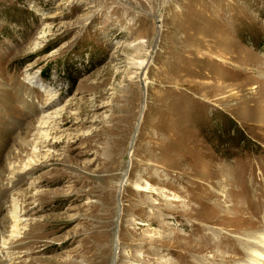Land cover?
Segmentation results:
<instances>
[{"label": "rangeland", "instance_id": "1", "mask_svg": "<svg viewBox=\"0 0 264 264\" xmlns=\"http://www.w3.org/2000/svg\"><path fill=\"white\" fill-rule=\"evenodd\" d=\"M0 165V264H248L264 0H0Z\"/></svg>", "mask_w": 264, "mask_h": 264}, {"label": "bare ground", "instance_id": "2", "mask_svg": "<svg viewBox=\"0 0 264 264\" xmlns=\"http://www.w3.org/2000/svg\"><path fill=\"white\" fill-rule=\"evenodd\" d=\"M26 138H21V142H26L25 141ZM4 173V169L3 167L0 165V180H1V176ZM22 178H17V181H20ZM150 189L149 185H145L144 187H142L140 189L141 192H145L148 193ZM6 192V189H3V186L1 185L0 182V199L4 196ZM153 193V191H151ZM231 204V203H230ZM255 239V241H259V245L256 243L250 244L246 247V252L248 254V264H258L259 260L263 257V250H264V231L261 232L259 235H254L253 236ZM261 245V246H260Z\"/></svg>", "mask_w": 264, "mask_h": 264}, {"label": "water", "instance_id": "3", "mask_svg": "<svg viewBox=\"0 0 264 264\" xmlns=\"http://www.w3.org/2000/svg\"><path fill=\"white\" fill-rule=\"evenodd\" d=\"M126 177H127V171H125L124 172V174L122 175V178H121V180H120V182H119V190H118V194H117V205H119L118 206V208H119V212L121 211V205L119 204V198H120V193H121V191H122V185L125 183V181H126ZM119 214L120 213H118V216H119ZM117 222H118V217H117V219H116V228H115V230H116V232H115V234L114 235H116V233H117V230H118V225H117ZM115 239H116V237H115ZM115 258L113 257L112 258V260H114ZM112 263V262H111ZM113 264V263H112Z\"/></svg>", "mask_w": 264, "mask_h": 264}]
</instances>
